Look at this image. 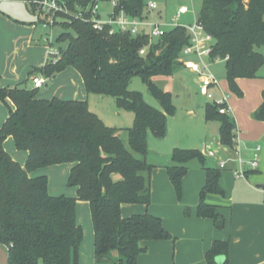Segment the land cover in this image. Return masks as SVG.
Listing matches in <instances>:
<instances>
[{
  "label": "trees",
  "instance_id": "obj_1",
  "mask_svg": "<svg viewBox=\"0 0 264 264\" xmlns=\"http://www.w3.org/2000/svg\"><path fill=\"white\" fill-rule=\"evenodd\" d=\"M65 1L69 12L81 11L87 20L95 3L110 0ZM145 7L143 0H114L113 14L142 18ZM197 21L214 39L209 60L228 57L224 62L226 82L229 90L241 97L236 80L257 78L264 66V56L255 50L264 44V0H251L246 9L241 0H202ZM61 28L56 42L65 43V47H58L59 58L34 68L28 76L37 72L49 79L71 67L81 76L87 94L111 97L118 109L133 114V124L126 129L108 127L89 110L86 101L38 99V89L23 86L27 80L0 88V101L6 104L9 100L14 107L8 106L0 126V245L6 249V264H78L83 232L76 221L77 201L89 206L95 262L110 263L109 254L116 251L115 264H138V256L147 251L143 242L174 240L160 218L148 212L123 218L121 207L150 205L153 166L146 161L147 134L164 138L167 117L175 112L170 93L152 79L173 74L174 66L181 65L178 59L189 38L179 26L155 38L156 43L147 35H110L107 26L97 31L91 22L81 19ZM147 46L146 55H140L139 50ZM136 76L147 85L160 109L146 104L139 92L128 90ZM261 97L254 117L264 122V90ZM205 117L218 122L220 145L234 149L236 128L230 115L219 114L214 104H206ZM8 137L18 150L27 152L24 166L4 150ZM192 159L199 161L205 174L196 215L211 219L221 230L222 216L205 202L208 194H224L219 187V169L207 167L197 150L174 149L172 164L165 167L168 180L180 199L188 171L185 165ZM60 164L72 165L67 185L76 188L75 198L50 196L46 176H29ZM184 214H189L187 209ZM227 252V242L214 241L204 253L206 264H214L215 256Z\"/></svg>",
  "mask_w": 264,
  "mask_h": 264
},
{
  "label": "rangeland",
  "instance_id": "obj_2",
  "mask_svg": "<svg viewBox=\"0 0 264 264\" xmlns=\"http://www.w3.org/2000/svg\"><path fill=\"white\" fill-rule=\"evenodd\" d=\"M143 2L145 5L149 2L156 4L157 8L152 10L150 15H152L154 19L166 24L163 25V27L167 31L170 29V26L168 25L171 17L176 13V10L180 6H186L190 10L189 13L182 15L178 20L179 24L185 26L194 22V15L195 17L199 15L202 5V0H143ZM113 7L114 0L100 3L98 17H96V19L102 22L108 21L110 16L113 14ZM191 10L194 11V15ZM147 12L148 9L145 7V13L147 14ZM72 14L73 12L71 15ZM56 18L58 21L57 24H54L51 28L44 29L25 2L0 0V85L4 87H13L16 83L27 79L23 86L31 89L32 84L30 83V78L32 76H40L46 80V83L38 89V95H42L43 97L51 98L54 95L72 97L74 89L76 91L82 90L84 87L81 81L82 78L80 79L81 76L73 68H69L59 80L55 81L53 77L48 79L40 74L38 75L37 72H33L32 76H28L30 70L40 68L44 65V38L49 39L53 44L52 47H48L52 52L56 51L59 46L65 47V43L58 45L56 38L61 32H63L61 27L68 25V23L74 20V18H71L69 15L66 17L58 15ZM34 40L36 42H34ZM152 40L153 43H156L157 41L155 38ZM163 49L164 48L156 51L155 56H157ZM255 50L264 56V44L259 48H255ZM59 56L58 52L55 57L58 59ZM47 58L50 60L51 56H47ZM188 58L191 60L194 59L192 56ZM203 61L206 64L207 70H209L216 77L222 92L228 95L230 99L232 98L236 101V104H238L240 109L248 108V111L251 110L255 99L253 97V88L249 89V87L242 84L243 87H240V90L243 95L241 97L236 96L228 88L226 78L224 77V64H217L207 61L206 59ZM182 68L184 67L175 65L174 72L171 76H157L152 79L153 83L158 88L170 93L172 103L175 107L174 114L167 117V130L164 139L155 138L150 134V132L147 134L146 161L148 164L153 166V169H155L153 177L155 180L154 184H156L155 187L151 186V202L149 207H157L161 211L167 210V207L171 205H180L185 197L182 187L181 198H177L170 182L168 181L165 169L166 166H170L172 164L170 157L174 149L197 150L202 153V156L204 155L203 157L206 166L208 165L210 167H217L218 159L227 160L228 158L229 160L227 161L229 162H226L228 164H226V168H228V166L235 164H233V160L237 159L238 154H240V152L234 149H228L219 144L218 122L216 120H208L205 117V105H210L212 102L208 101L199 94V76L193 73H186ZM261 70L264 72V66ZM244 81L249 83L248 81H251V79H244ZM128 90L139 92L146 104L153 108L160 109L159 103L151 95L148 91L147 85L139 77L136 76L130 80ZM212 91L215 93L214 90ZM215 95H217V93H215ZM6 104L0 101V125L8 114V106H10V103L6 102ZM89 109L108 127L126 129L131 127L133 124V114L131 112L118 109L111 97H104L100 95L91 96ZM255 111L256 109L253 113H251L253 121H256L254 117ZM236 130H238L239 138L241 129L239 128L237 122ZM243 130L242 134H246L247 131L245 129ZM122 135L124 136V134ZM124 139L125 138L123 137V140ZM3 148L11 155V157L19 162L17 163L20 166L24 164L23 156L26 152L18 150L15 147L12 138H7L4 141ZM244 150L246 151V149ZM209 151L215 154L214 158L207 156ZM247 152L248 155L244 157V169H249V163L253 157L252 151L248 150ZM260 157L261 153L259 155V160ZM185 166L188 169V173H191L192 175L203 173L202 165L197 159L188 161ZM69 167V164L49 166L36 170L33 173L38 175L43 174L46 176L48 182V194L70 198L69 196L73 195L75 192V187L67 185ZM219 170H221L222 175L229 173L227 179L229 183H232L236 179V176L233 175L234 172L232 174V172H228L226 170ZM249 171L252 173L249 178L258 175L256 170ZM160 179L167 182L170 195L162 189ZM77 203L78 202H76V204ZM83 203L85 204L84 207L81 205L75 207L77 219L81 224L83 232V250L87 253V251H91L92 247L94 254V247L92 244L94 234L90 210L88 204L86 202ZM91 235L92 238L89 242L88 236L91 237ZM166 241L172 242V240ZM4 259H6V253L4 247L0 245V264H2ZM94 264L101 263H96L94 258Z\"/></svg>",
  "mask_w": 264,
  "mask_h": 264
},
{
  "label": "crops",
  "instance_id": "obj_3",
  "mask_svg": "<svg viewBox=\"0 0 264 264\" xmlns=\"http://www.w3.org/2000/svg\"><path fill=\"white\" fill-rule=\"evenodd\" d=\"M43 40L45 41V45L43 47L45 49V64L47 61H49L47 58V46L52 47L53 44L49 39L44 38ZM34 42L36 41L34 40ZM69 68L71 67H67L62 72L56 74L53 77L54 81L59 80ZM182 69L186 73H191L185 68ZM261 69L258 71V77L251 79V81H248L249 83H246V81L241 78L236 80V84L239 89H241L240 87H243L242 84L249 87V89L253 88V97L255 99L253 101L254 104L251 110L248 111V108L240 109L238 107V104H236V101H234L232 98H228L229 115L234 121L235 128L237 122L239 128L241 129L239 138L238 130H236V146L234 150L240 152L241 155L245 157L246 155H248V150L252 151V146L260 145L261 157L256 169L258 175L249 178L250 174L252 173H250L249 169H244L243 167V169L245 170L244 177L236 178L232 183H229L227 181L229 173H225L222 175L221 172L219 178V187L224 194L222 196L217 194H208L205 197V202L209 205L215 206L224 220V226L221 230H217L214 227L213 221L211 219L199 218L196 215V206L198 203L199 191L201 190L205 182V174H203L204 171L200 174L197 173V175H192L187 171V174L182 180L183 194H185V197L183 198L184 201L182 200L181 204L178 206L171 205L167 207V210L161 211L157 207L148 206L145 208L143 205L137 204L123 205L121 207V216L123 218L148 212L149 214L161 219L163 227L173 236L175 240H173L172 242L166 240L143 242L142 245L147 248V251L138 256V264H206L204 253L211 247L214 241L228 243L227 254H219L215 256L214 264H264V189L259 188L260 184L264 185V122H259L257 120L253 121L251 118V113H253V111L257 109L262 102L261 94L264 90V72H262ZM26 80L27 79L18 82L15 85ZM0 88H4V86L0 85ZM73 91L74 93L72 97L57 95H54L53 97L60 100L86 101L89 108L90 97L95 95L87 94L84 87L81 91H76L75 89ZM220 91L222 92L221 88ZM215 93H217L218 95L219 91L215 90ZM37 98L51 99L38 94ZM6 102L10 103V108H14L9 100H6ZM6 117L4 118V120L6 119ZM243 129L247 131L246 134H242ZM123 137H125V134ZM246 146H248L249 149H246L245 151L244 149ZM11 158L13 161L18 162L13 157ZM26 158L27 152L23 156L24 163L26 161ZM221 160L223 159H218L217 164ZM234 163L235 162H233V164ZM236 165L237 164L235 163L232 166H228V168H226L225 165V168H223L222 171L226 170L228 172H232L233 174V172L237 168ZM21 166H24V164ZM69 166L70 171L72 165L69 164ZM207 167L210 166L207 165ZM218 167L219 166L211 168L217 169ZM154 174L155 169H153L151 174L150 193L151 186L155 187L156 185L154 184ZM34 175L38 174L33 172L29 174L30 177H36ZM160 181L162 189L170 195L167 182L162 179H160ZM49 195L54 196L51 194ZM69 197H76V188L74 194ZM77 202L78 203L76 204V207L79 205L83 207L85 206L83 202ZM185 209H187L189 212L187 216L184 214ZM76 221L77 224L81 226L79 220L77 219V215ZM88 238L90 242L92 235L91 237L88 236ZM82 243L83 241L81 242L79 247L78 264H94L93 248L91 247V251H87L86 253L83 250ZM4 250L6 253L5 248ZM109 258L111 259L110 264H115L114 262L118 258V253L116 251H111L109 254ZM2 264H6V259L3 260Z\"/></svg>",
  "mask_w": 264,
  "mask_h": 264
},
{
  "label": "built area",
  "instance_id": "obj_4",
  "mask_svg": "<svg viewBox=\"0 0 264 264\" xmlns=\"http://www.w3.org/2000/svg\"><path fill=\"white\" fill-rule=\"evenodd\" d=\"M251 0H241L242 6L246 9ZM27 5L31 6L33 14L36 19L40 22V25L44 29H48L57 24V16H67L69 15L74 19H81L83 21H89L92 24L93 29L97 31H102L104 27H108V33L114 34L116 32L129 33L131 36L137 35H147L151 41L153 38H159L166 33V29L161 21H158L150 15L152 10L157 8L156 4L149 2L146 4V9H148L147 14L142 18H130L123 13L118 15L112 14L108 21L102 22L96 19L98 17L99 3H95L90 9V18L85 20L83 12L79 11L77 13H71L67 10L65 0H31V2H25ZM190 10L186 6H180L176 13L171 17L170 29L173 27H182L185 29L188 38L189 45L182 49L179 56L178 62L188 71L199 76V94L203 96L208 101L212 102L217 107L219 114H229L228 98L229 96L220 91L218 81L216 77L206 68L204 59L209 60L210 53L212 51V46L214 44V39L211 35L207 34L203 26L198 23L197 17L194 15V11L191 12L194 15V22L190 25H181L178 20L182 15L189 13ZM50 46H47V56H51L49 61L56 62L57 58L55 55L58 54L57 50L52 52ZM147 47L139 50V54L144 56L147 53ZM194 57L193 60L188 57ZM228 57L223 59L216 57L213 61L214 63H224L227 61ZM32 88L39 89L45 84V79L40 76H32L30 78ZM212 90L219 91L218 95ZM253 157L249 163V170H256L259 162V155L261 152L260 145L252 146ZM204 156V155H203ZM208 157H215V154L211 151L207 153ZM229 160V159H228ZM237 164V168L234 171L236 178H241L245 174L243 169L244 157L238 154L237 159L233 160ZM227 160H221L218 163L219 169L225 168Z\"/></svg>",
  "mask_w": 264,
  "mask_h": 264
},
{
  "label": "water",
  "instance_id": "obj_5",
  "mask_svg": "<svg viewBox=\"0 0 264 264\" xmlns=\"http://www.w3.org/2000/svg\"><path fill=\"white\" fill-rule=\"evenodd\" d=\"M245 149H249L248 146H246ZM259 188L264 189V185H259Z\"/></svg>",
  "mask_w": 264,
  "mask_h": 264
}]
</instances>
